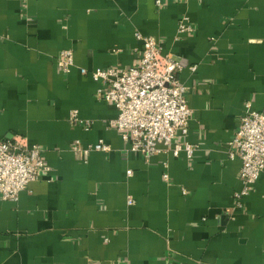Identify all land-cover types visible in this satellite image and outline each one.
Instances as JSON below:
<instances>
[{"label":"crops","instance_id":"crops-1","mask_svg":"<svg viewBox=\"0 0 264 264\" xmlns=\"http://www.w3.org/2000/svg\"><path fill=\"white\" fill-rule=\"evenodd\" d=\"M137 31L181 60L191 159L133 150L81 71L138 65ZM249 108L264 112V0H0V138L25 136L50 166L17 200L0 194V264H264V170L241 194L230 156ZM101 138L110 151L73 150Z\"/></svg>","mask_w":264,"mask_h":264},{"label":"built area","instance_id":"built-area-1","mask_svg":"<svg viewBox=\"0 0 264 264\" xmlns=\"http://www.w3.org/2000/svg\"><path fill=\"white\" fill-rule=\"evenodd\" d=\"M178 29L182 35L194 31L188 15L181 17ZM136 38L141 42L138 65L93 70L82 67L81 71L105 85L100 88L99 95L119 110L109 125L117 128L124 139L132 141L133 150L141 152L145 158L166 151L191 159L196 146L189 141L176 140L179 131L188 134L192 114L185 85L178 75L182 69L181 60L171 53L164 54L152 35L137 31ZM73 65V50H62L58 66L70 72ZM72 119L74 123L79 121L77 111L73 112ZM90 126L91 122L87 121L86 127ZM231 144V158L238 157L242 161L244 190L241 194H247L264 170V112L249 108L242 115ZM111 149V144L103 138L87 146L79 140L73 144V150L81 155ZM49 170L41 145L31 144L18 134L0 138V194L4 199L17 200L20 192L38 180L41 172ZM164 177L168 179V172ZM127 202L134 203V197L129 196Z\"/></svg>","mask_w":264,"mask_h":264}]
</instances>
